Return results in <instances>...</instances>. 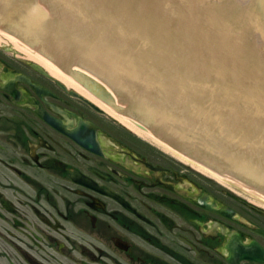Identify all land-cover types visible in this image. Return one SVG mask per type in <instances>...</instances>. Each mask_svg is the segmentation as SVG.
<instances>
[{"label": "flooded vegetation", "instance_id": "af4514ba", "mask_svg": "<svg viewBox=\"0 0 264 264\" xmlns=\"http://www.w3.org/2000/svg\"><path fill=\"white\" fill-rule=\"evenodd\" d=\"M90 102L0 39V264H264V212Z\"/></svg>", "mask_w": 264, "mask_h": 264}, {"label": "water", "instance_id": "95a60500", "mask_svg": "<svg viewBox=\"0 0 264 264\" xmlns=\"http://www.w3.org/2000/svg\"><path fill=\"white\" fill-rule=\"evenodd\" d=\"M0 28L116 88L119 112L171 147L264 186V0H0Z\"/></svg>", "mask_w": 264, "mask_h": 264}, {"label": "bare ground", "instance_id": "6f19581e", "mask_svg": "<svg viewBox=\"0 0 264 264\" xmlns=\"http://www.w3.org/2000/svg\"><path fill=\"white\" fill-rule=\"evenodd\" d=\"M17 48V47H16ZM19 49V48H18ZM21 50V49H19ZM22 52H24L23 50H21ZM26 55L30 56L33 60H35L38 64L43 65L44 67H46L54 76H56L57 78H60L62 80L67 81L70 85H72L73 87H75L77 90H80V87L77 85V83H75L74 81H72L69 77H66L64 75V73H62L61 71L53 68L52 66L44 63L43 61L35 58L34 56L28 54L25 52ZM108 112L111 113L114 117H116L119 121H121L123 124H125L127 127H129L130 129L134 130L135 132L139 133L141 136L145 137L146 139L150 140L151 142H153L155 145L162 147L164 150H166L167 152L171 153L172 155H174L175 157H177L179 160H181L182 162L191 165V167H193L195 170L200 171V173L208 175L209 177L215 179L216 181H218L219 183L228 186V187H233L232 185L226 183L225 181L219 179L218 177L212 175L211 173L205 171L204 169L198 167L197 165L191 163L190 161L184 159L183 157L177 155L176 153H174L173 150H171L169 147H167L165 144L161 143L160 141H158L157 139H155L150 133H148L147 131H140L138 130V128L136 127V124L131 122L130 120L124 118V117H120L115 115V113L111 110L108 109ZM235 188V187H234ZM259 199V198H257ZM263 204H264V200L263 199H259Z\"/></svg>", "mask_w": 264, "mask_h": 264}, {"label": "rangeland", "instance_id": "374dc122", "mask_svg": "<svg viewBox=\"0 0 264 264\" xmlns=\"http://www.w3.org/2000/svg\"><path fill=\"white\" fill-rule=\"evenodd\" d=\"M233 191H235L238 195H240L241 197H244L250 201H252L253 203H255L257 206H261V207H264V204L257 198L255 197H251L249 195H247L246 193L240 191L239 189L237 188H234V187H230Z\"/></svg>", "mask_w": 264, "mask_h": 264}]
</instances>
